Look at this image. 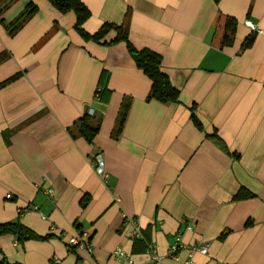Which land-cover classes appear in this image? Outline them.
<instances>
[{
	"label": "crops",
	"instance_id": "0c3cea01",
	"mask_svg": "<svg viewBox=\"0 0 264 264\" xmlns=\"http://www.w3.org/2000/svg\"><path fill=\"white\" fill-rule=\"evenodd\" d=\"M81 1L90 34L130 10L131 44L162 57L180 99L147 100L151 81L127 43L107 44L115 31L86 40L74 13L49 0L14 3L6 23L30 3L38 11L13 37L0 21V54L10 55L0 83L20 75L0 88V224L40 238L0 233V264H121L118 248L135 264H264V0ZM219 14L238 23L231 44L212 32ZM87 108L102 118L91 143L71 135ZM99 150L107 182L95 171ZM81 231L93 253L68 246ZM196 243L208 253L191 255Z\"/></svg>",
	"mask_w": 264,
	"mask_h": 264
},
{
	"label": "trees",
	"instance_id": "16d2710c",
	"mask_svg": "<svg viewBox=\"0 0 264 264\" xmlns=\"http://www.w3.org/2000/svg\"><path fill=\"white\" fill-rule=\"evenodd\" d=\"M19 0H0V18L2 15L8 11L11 6ZM217 4L221 0H214ZM51 5L61 14L74 13L76 17L75 30L77 33L86 40H92L99 42L105 40L111 31H115L116 37L110 42L109 45H115L120 42H126L128 46L129 53L139 69H141L145 75L151 81V89L147 100H156L163 104L177 103L180 99V91L174 87L169 79V77L161 70L162 57L149 49L139 50L135 48L129 40V25L126 23L115 24V23H105L100 27V29L94 34L88 33L84 25L91 17V11L81 0H49ZM38 11V6L35 3H30L24 10L25 14H22L9 24H6L2 19V23L9 35L13 37L22 27L28 22V20ZM14 27L10 31V27ZM11 25V26H10ZM238 23L235 18L228 17L225 25V34L222 39L223 45L231 44L234 40ZM253 37H249L243 45V49L249 48L253 44ZM10 55L6 52L0 54V64L8 59ZM20 75H15L11 79L0 83V88L4 87L6 84L18 79ZM103 81V79L101 78ZM103 90V91H102ZM99 89L97 94L100 96L103 103L107 102L106 94L104 89ZM91 108H87L83 116L74 123V130L71 131L73 137L80 136L84 138L88 143L93 142L97 137L100 129L102 118L92 115L90 113ZM128 107L122 110L120 115L121 125L125 120ZM193 120L197 126H200V122L193 112ZM120 125V126H121ZM90 198L86 197L84 199V206L87 205ZM13 233L17 236L18 241H24L27 239H38L40 238L34 234L31 230H28L21 224H0V233Z\"/></svg>",
	"mask_w": 264,
	"mask_h": 264
},
{
	"label": "built area",
	"instance_id": "2783aa9c",
	"mask_svg": "<svg viewBox=\"0 0 264 264\" xmlns=\"http://www.w3.org/2000/svg\"><path fill=\"white\" fill-rule=\"evenodd\" d=\"M247 27L256 34H261L263 31L261 27L257 26L251 21H246ZM90 113L93 115L94 112L93 110H90ZM96 158V166H95V171L97 174H99L104 182H107L109 176L107 174L106 168H105V161H104V155L103 152L100 150L96 152L95 154ZM49 192H52V190H48ZM7 198H11V194L7 195ZM188 229H192V227H188ZM136 236H140V232L137 229L135 232ZM68 246L76 249H83L88 251V253H93V245L90 242V234L88 232H80L78 235L73 236L69 238L68 240ZM184 246L181 244V240L178 237L177 242L171 247L169 250V254L172 257H176L177 252L180 249H183ZM188 251L190 252L191 255L195 253H201V254H207L208 253V245L204 243H196L188 247ZM113 255L115 258H117L119 261H121V264H135L133 257L124 251L122 248H118L113 252ZM61 260L58 257H54L52 259V264H60ZM184 264H194L193 260L189 258L186 260Z\"/></svg>",
	"mask_w": 264,
	"mask_h": 264
},
{
	"label": "rangeland",
	"instance_id": "374dc122",
	"mask_svg": "<svg viewBox=\"0 0 264 264\" xmlns=\"http://www.w3.org/2000/svg\"><path fill=\"white\" fill-rule=\"evenodd\" d=\"M27 8V6L25 7V9ZM24 9V10H25ZM24 10H23V14H25V12H24ZM131 15H132V12L130 11V10H127V12H126V14H125V19H124V23H126V24H128L129 25V27H130V24H131ZM31 19V18H30ZM29 19V20H30ZM2 19H0V21H1ZM3 20H5V19H3ZM28 20V21H29ZM6 21V20H5ZM16 21V20H15ZM225 21H226V19H225V15H221V14H219L218 15V17H217V19L215 20V22H214V24H213V29H212V32H218V35H222V34H224L225 33ZM6 23V22H5ZM27 23V22H26ZM6 24H9V23H6ZM11 26V25H10ZM14 27V24H12V27H10V31H11V29ZM6 32H9V31H7L6 30ZM5 62V61H4ZM120 124H121V122H120V118L116 121V125H115V127H116V130L120 127ZM81 232H83V231H81Z\"/></svg>",
	"mask_w": 264,
	"mask_h": 264
}]
</instances>
